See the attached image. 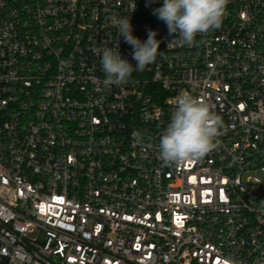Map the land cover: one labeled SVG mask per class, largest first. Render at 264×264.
<instances>
[{
  "label": "built area",
  "instance_id": "2783aa9c",
  "mask_svg": "<svg viewBox=\"0 0 264 264\" xmlns=\"http://www.w3.org/2000/svg\"><path fill=\"white\" fill-rule=\"evenodd\" d=\"M163 0H0V264H264V0H230L222 25L169 46ZM105 87L104 47L135 67ZM203 98L217 149L165 165L173 101Z\"/></svg>",
  "mask_w": 264,
  "mask_h": 264
},
{
  "label": "clouds",
  "instance_id": "9594fccd",
  "mask_svg": "<svg viewBox=\"0 0 264 264\" xmlns=\"http://www.w3.org/2000/svg\"><path fill=\"white\" fill-rule=\"evenodd\" d=\"M156 0H146V7ZM230 0H163L162 6L154 8L152 14L163 21L168 28L169 46H193L197 34H206L219 28L227 13ZM112 24L119 37L132 46L135 67L122 58L118 48L104 47L101 66L105 74V87L127 83L134 71H143L155 63L161 41L157 32L147 30V40L141 41L132 34L131 18L113 16ZM174 111L170 123L164 129L159 141V157L165 165L181 166L186 162H198L217 149L219 137L223 135L222 120L212 105L203 98L183 92L173 101Z\"/></svg>",
  "mask_w": 264,
  "mask_h": 264
}]
</instances>
